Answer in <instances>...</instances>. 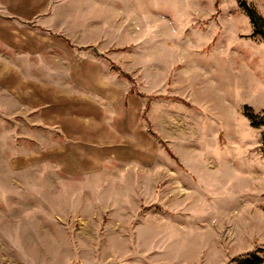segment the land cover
<instances>
[{
  "label": "rangeland",
  "instance_id": "obj_1",
  "mask_svg": "<svg viewBox=\"0 0 264 264\" xmlns=\"http://www.w3.org/2000/svg\"><path fill=\"white\" fill-rule=\"evenodd\" d=\"M264 0H0V264H264Z\"/></svg>",
  "mask_w": 264,
  "mask_h": 264
},
{
  "label": "trees",
  "instance_id": "obj_2",
  "mask_svg": "<svg viewBox=\"0 0 264 264\" xmlns=\"http://www.w3.org/2000/svg\"><path fill=\"white\" fill-rule=\"evenodd\" d=\"M239 5L246 11L250 21L254 26L252 35H260L264 39V29L262 18L255 12L254 9L249 8L243 1L239 2ZM244 115L248 118L251 126L258 127L264 125V112L261 115L255 114L249 106L244 107ZM264 143V136H263ZM264 149V144H263ZM262 262V257L258 256L256 253L248 255L239 264H260Z\"/></svg>",
  "mask_w": 264,
  "mask_h": 264
}]
</instances>
